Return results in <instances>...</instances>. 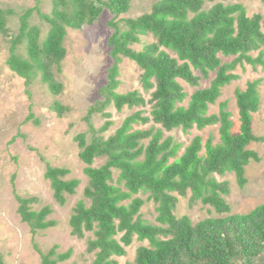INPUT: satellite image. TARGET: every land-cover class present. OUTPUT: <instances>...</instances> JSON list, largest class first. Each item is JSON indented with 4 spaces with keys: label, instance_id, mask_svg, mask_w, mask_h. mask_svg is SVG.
<instances>
[{
    "label": "trees",
    "instance_id": "obj_1",
    "mask_svg": "<svg viewBox=\"0 0 264 264\" xmlns=\"http://www.w3.org/2000/svg\"><path fill=\"white\" fill-rule=\"evenodd\" d=\"M33 1L35 7L21 14L0 7V37L10 36L9 19L18 16V33L11 37L7 65L25 81L27 89L39 78L55 97L64 89L55 72H62L68 31L92 26L105 8L113 16L108 38L113 65L101 90L103 99L88 109L87 132L75 137L89 182L69 223L71 235L79 240L92 234L87 251L95 255L93 264H119L115 258L125 257L126 248L135 239L148 245L140 247L134 261L126 264H264V204L244 215L231 214L226 201L229 183L216 178L233 174L243 188L247 183L246 168L260 161L249 145L264 143V137L254 135L252 124L253 114L261 106L262 80L249 81L244 90L235 92L239 132H233V114L227 101L219 104L217 114H209L223 89L239 80L238 67L264 69V16L250 17L239 3L242 0L228 4L223 3L228 0H222L208 10L204 9L205 2L215 0H157L149 12L125 19L119 18L140 0H51L50 14L42 13L41 0ZM34 13L49 25L44 37L40 27L30 23ZM146 37H152L154 42H143ZM137 45L142 49L136 50ZM229 58L232 60H223ZM123 59L141 70V86L150 94L152 110L149 115L143 109L135 111L105 137L113 126L107 112L111 106L118 112L147 106L138 91L118 92ZM212 74L210 85L201 88V81L209 80ZM181 82L196 90L188 95ZM50 109L59 118L69 112L58 101ZM95 114L105 119L98 129L92 123ZM28 119H34L32 112ZM150 123L154 126L149 129L135 128ZM216 125L219 142L211 136L203 143L196 136L182 153L183 145L165 136V131L180 129L189 133ZM98 160L103 164L96 166ZM69 174L66 168L46 164L45 179L60 206L80 186L78 179H66ZM14 194L18 215L33 235L55 226L48 220L53 213L50 207L35 211L36 198ZM188 195L192 206L202 203L221 217L197 224L188 216L178 218V198ZM147 202L156 205V224L142 218ZM35 249L41 264H58L70 257V252L58 254L56 248L47 253Z\"/></svg>",
    "mask_w": 264,
    "mask_h": 264
},
{
    "label": "rangeland",
    "instance_id": "obj_2",
    "mask_svg": "<svg viewBox=\"0 0 264 264\" xmlns=\"http://www.w3.org/2000/svg\"><path fill=\"white\" fill-rule=\"evenodd\" d=\"M156 1H136L130 11L119 19L137 18L149 12ZM221 2L222 0H215L214 3L206 1L204 9L208 10L214 4ZM223 3H235V1L228 0ZM239 3L246 8L250 17L256 14L264 16L262 0H242ZM35 5L33 0H0V7L15 10L18 14L34 8ZM40 9L43 14H50L51 0H41ZM112 19V14L105 8L92 26H85L79 31H68L65 42L67 56L62 63V72H55L56 80L63 84L64 89L56 97L51 95L39 78L27 89L25 81L13 73L7 65L11 37H15L18 33V16L9 19L10 36L0 37V255L3 264H41V256L35 247L42 253H47L52 248H56L58 254L70 252V257L58 264H93L95 255L87 251V241L88 238H92V234H86L84 239L79 240L71 235L69 223L77 202L84 199V188L89 182L84 174L85 166L79 158L80 149L75 137L87 132L85 117L88 109L103 99L101 90L107 84L108 70L113 65L108 47V38L112 33L109 22ZM30 23L40 27L43 37L46 35L49 25L41 20L37 13L33 14ZM143 42L152 43L154 40L152 37H146ZM135 49L141 50L142 45L135 46ZM20 52L24 54L23 47L20 48ZM223 60L231 61L232 58ZM141 74L135 63L123 59L120 65L118 92L125 94L138 91L144 96L147 106L140 109L124 108L122 112L111 106L107 112L111 114L110 120L113 126L105 133V137L112 135L125 118L135 111L143 109L146 115L150 114L151 97L142 89ZM236 74L239 75V80L223 89L222 97L215 106H210L209 114H217L219 104L227 101L229 110L233 114V132H239L240 122L235 92L237 89L244 90L249 81L261 79V106L259 111L253 114L252 124L254 135L264 137V69L245 65L238 67ZM213 78L214 74L209 80H202L201 88L208 87ZM181 84L188 95L196 90L184 82ZM26 90L29 91V95ZM54 101L69 109L62 118L50 109ZM31 112L34 116L33 120L28 119ZM92 123L98 129L103 126L105 119L95 114ZM152 126L154 124L150 123L135 128L149 129ZM165 136H172L182 144V153L196 136H200L203 143L211 136L215 142H219V126H210L201 131L195 128L189 133H184L180 129L165 131ZM249 149L258 153L260 161L251 162L246 168L247 183L243 188L239 187L233 174L216 176L218 181L229 183L230 194L226 201L231 207V214L234 215L247 214L264 204V143L253 142L249 145ZM103 162L98 160L96 166H100ZM47 163L52 167L70 170L66 179L80 181L76 194L66 196L64 206H60L55 201L50 182L45 179ZM14 192L22 198H36L37 202L33 204L35 211L46 206L50 207L53 213L48 220L55 222V226L33 235L29 226L23 223L18 215V202ZM141 197L147 198V196ZM189 197L188 195L186 198H178L175 212L178 218L188 216L193 224H197L205 219L221 217L213 208L202 203L192 206ZM141 215L149 223L156 224L158 215L156 205L147 202L142 208ZM147 245V242L142 243L135 239L132 245L126 248V256L115 259L119 264L132 263L137 250Z\"/></svg>",
    "mask_w": 264,
    "mask_h": 264
}]
</instances>
